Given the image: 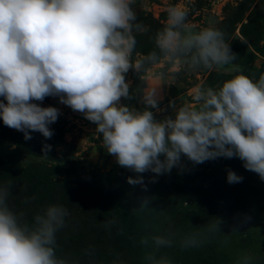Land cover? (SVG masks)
<instances>
[{
    "label": "clouds",
    "instance_id": "clouds-1",
    "mask_svg": "<svg viewBox=\"0 0 264 264\" xmlns=\"http://www.w3.org/2000/svg\"><path fill=\"white\" fill-rule=\"evenodd\" d=\"M135 0H0V118L24 132L54 134L49 127L59 110L33 101L58 96L60 102L96 124L106 151L137 174H157L182 167L181 156L194 163L238 157L247 170L264 180V74L253 78L234 67L236 55L224 33L211 25L196 30L182 4L166 8V19L152 35L154 50L133 60L137 34L146 31L138 20ZM188 71L217 70L230 78L197 90L194 102L183 103L175 117L158 121L149 110L158 103V88L146 74L161 63ZM142 73L143 111L121 104L129 97L125 74ZM51 148L45 145V153ZM47 155V154H45ZM161 156L164 158L161 159ZM242 176L229 170V183ZM143 183L142 176L129 177ZM10 185H0V264H66L56 255V233L66 227L69 210L50 203L29 222L8 204ZM116 221H106L114 224ZM220 220L205 232L221 231ZM175 232L157 235V249L171 247ZM202 233L179 237L181 248L201 245ZM146 243V241H142ZM150 264H171L146 257ZM240 264H251L245 256Z\"/></svg>",
    "mask_w": 264,
    "mask_h": 264
},
{
    "label": "rangeland",
    "instance_id": "rangeland-1",
    "mask_svg": "<svg viewBox=\"0 0 264 264\" xmlns=\"http://www.w3.org/2000/svg\"><path fill=\"white\" fill-rule=\"evenodd\" d=\"M174 4L187 8L196 30L211 25L224 33L239 71L253 78L264 74V0H135L146 31L136 35L133 60L154 50L151 37ZM141 77L129 69V97L120 103L143 111L144 88L147 83L157 87V106L149 110L158 121L174 118L183 103L196 107L197 90L230 78L225 72L188 71L163 61L146 74L147 83ZM33 102L59 110L49 125L54 134L46 138L29 130L31 138L25 139L24 132L0 118V185H10L9 207L24 212L29 222L50 203L69 210L55 245L66 264H150V255L166 257L171 264H240L245 256L251 264H264V180L240 158L197 164L182 154V167L137 174L106 151L96 124L58 96ZM45 145L51 146L47 153ZM229 170L242 181L229 183ZM138 175L143 183L128 182ZM113 218L114 224L106 223ZM218 220L221 231H204L208 222ZM193 231L202 233L201 245L181 248L179 237ZM169 232L177 233L173 245L157 249L153 237Z\"/></svg>",
    "mask_w": 264,
    "mask_h": 264
}]
</instances>
